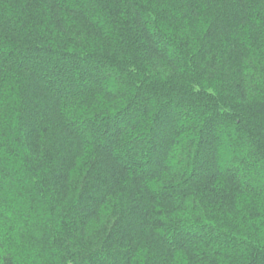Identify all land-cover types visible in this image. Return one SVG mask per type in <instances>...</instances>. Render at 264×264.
Masks as SVG:
<instances>
[{"label": "trees", "instance_id": "trees-1", "mask_svg": "<svg viewBox=\"0 0 264 264\" xmlns=\"http://www.w3.org/2000/svg\"><path fill=\"white\" fill-rule=\"evenodd\" d=\"M0 264H264V0H0Z\"/></svg>", "mask_w": 264, "mask_h": 264}]
</instances>
